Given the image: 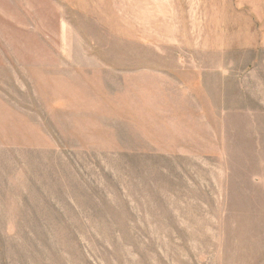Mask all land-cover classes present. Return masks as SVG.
<instances>
[{
  "label": "rangeland",
  "instance_id": "374dc122",
  "mask_svg": "<svg viewBox=\"0 0 264 264\" xmlns=\"http://www.w3.org/2000/svg\"><path fill=\"white\" fill-rule=\"evenodd\" d=\"M0 264H264V0H0Z\"/></svg>",
  "mask_w": 264,
  "mask_h": 264
}]
</instances>
